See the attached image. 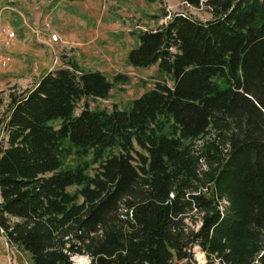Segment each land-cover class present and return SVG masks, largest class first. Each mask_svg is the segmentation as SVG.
<instances>
[{
    "label": "trees",
    "instance_id": "16d2710c",
    "mask_svg": "<svg viewBox=\"0 0 264 264\" xmlns=\"http://www.w3.org/2000/svg\"><path fill=\"white\" fill-rule=\"evenodd\" d=\"M185 1L210 19L134 33L160 81L127 109L76 62L11 98L0 233L32 264H264V0Z\"/></svg>",
    "mask_w": 264,
    "mask_h": 264
},
{
    "label": "rangeland",
    "instance_id": "374dc122",
    "mask_svg": "<svg viewBox=\"0 0 264 264\" xmlns=\"http://www.w3.org/2000/svg\"><path fill=\"white\" fill-rule=\"evenodd\" d=\"M181 13L200 21L211 17L203 6L192 7L185 0H0V26L8 24L17 34L11 63L0 69V142L11 98L31 90L47 72L73 62L101 72L113 83L110 98L88 101L90 108L127 109L160 81L157 65L145 69L127 64L128 53L136 45L134 33L156 29L169 16ZM51 34L58 36L57 42L49 41ZM118 74L127 83H114ZM84 104H79L76 114ZM194 253L197 264H207L199 250ZM73 262L88 264V259L76 256ZM0 264L32 262L0 233Z\"/></svg>",
    "mask_w": 264,
    "mask_h": 264
},
{
    "label": "built area",
    "instance_id": "2783aa9c",
    "mask_svg": "<svg viewBox=\"0 0 264 264\" xmlns=\"http://www.w3.org/2000/svg\"><path fill=\"white\" fill-rule=\"evenodd\" d=\"M17 40V34L15 30L9 27L8 24H4L0 26V69H6L11 63L12 57L10 54V50L13 47ZM50 42H57L58 36L56 34H51L49 36ZM222 205H225L226 202L223 201ZM199 223L196 225L198 228Z\"/></svg>",
    "mask_w": 264,
    "mask_h": 264
}]
</instances>
